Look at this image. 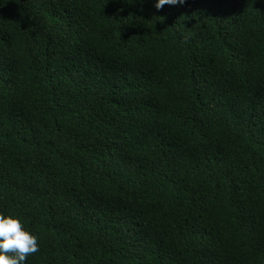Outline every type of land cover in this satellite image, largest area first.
<instances>
[{"label":"trees","instance_id":"trees-1","mask_svg":"<svg viewBox=\"0 0 264 264\" xmlns=\"http://www.w3.org/2000/svg\"><path fill=\"white\" fill-rule=\"evenodd\" d=\"M0 0V213L24 264H264V0Z\"/></svg>","mask_w":264,"mask_h":264},{"label":"clouds","instance_id":"clouds-1","mask_svg":"<svg viewBox=\"0 0 264 264\" xmlns=\"http://www.w3.org/2000/svg\"><path fill=\"white\" fill-rule=\"evenodd\" d=\"M184 0H154L159 11L164 5H182ZM39 251L38 238L25 229L21 219L0 213V264H24L28 255Z\"/></svg>","mask_w":264,"mask_h":264}]
</instances>
